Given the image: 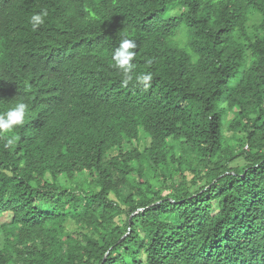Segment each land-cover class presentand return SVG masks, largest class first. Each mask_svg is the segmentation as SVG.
<instances>
[{"label": "trees", "instance_id": "1", "mask_svg": "<svg viewBox=\"0 0 264 264\" xmlns=\"http://www.w3.org/2000/svg\"><path fill=\"white\" fill-rule=\"evenodd\" d=\"M19 102L0 264H264V0H0V114Z\"/></svg>", "mask_w": 264, "mask_h": 264}, {"label": "clouds", "instance_id": "2", "mask_svg": "<svg viewBox=\"0 0 264 264\" xmlns=\"http://www.w3.org/2000/svg\"><path fill=\"white\" fill-rule=\"evenodd\" d=\"M47 16V11L43 10L40 13L34 14L31 17L30 23L35 31L38 26L44 23V17ZM137 47L135 40L129 39L126 36L123 37L119 43V47L115 49L112 59L114 66L121 71L123 74L122 86H127L133 80V71L135 65L133 60L136 57L134 51ZM148 65H151L152 60L146 61ZM139 84L144 86L145 91L150 87V82L153 79L151 72L141 74L135 77ZM28 105L24 102H19L15 107L11 108L4 114H0V132H9L14 126L22 125L24 123L25 114L28 111ZM15 138L13 137L8 141L11 145L14 143Z\"/></svg>", "mask_w": 264, "mask_h": 264}, {"label": "rangeland", "instance_id": "3", "mask_svg": "<svg viewBox=\"0 0 264 264\" xmlns=\"http://www.w3.org/2000/svg\"><path fill=\"white\" fill-rule=\"evenodd\" d=\"M7 215H5L2 219H3V222H6L7 223Z\"/></svg>", "mask_w": 264, "mask_h": 264}]
</instances>
